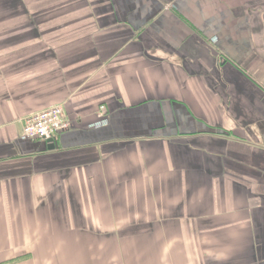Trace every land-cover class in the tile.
<instances>
[{
  "label": "crops",
  "instance_id": "crops-1",
  "mask_svg": "<svg viewBox=\"0 0 264 264\" xmlns=\"http://www.w3.org/2000/svg\"><path fill=\"white\" fill-rule=\"evenodd\" d=\"M0 264H264V0H0Z\"/></svg>",
  "mask_w": 264,
  "mask_h": 264
},
{
  "label": "built area",
  "instance_id": "built-area-1",
  "mask_svg": "<svg viewBox=\"0 0 264 264\" xmlns=\"http://www.w3.org/2000/svg\"><path fill=\"white\" fill-rule=\"evenodd\" d=\"M69 129L70 124L65 108L59 105L39 112L31 117L25 123L23 134L29 140L48 141Z\"/></svg>",
  "mask_w": 264,
  "mask_h": 264
},
{
  "label": "water",
  "instance_id": "water-1",
  "mask_svg": "<svg viewBox=\"0 0 264 264\" xmlns=\"http://www.w3.org/2000/svg\"><path fill=\"white\" fill-rule=\"evenodd\" d=\"M47 143L49 144V150H54L55 149V145L53 144L54 143V139H50L47 141Z\"/></svg>",
  "mask_w": 264,
  "mask_h": 264
}]
</instances>
